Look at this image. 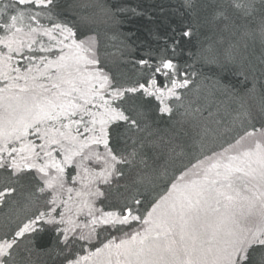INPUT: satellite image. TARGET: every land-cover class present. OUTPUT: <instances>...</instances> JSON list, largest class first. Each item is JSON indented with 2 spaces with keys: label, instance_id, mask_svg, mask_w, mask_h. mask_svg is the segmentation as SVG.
I'll use <instances>...</instances> for the list:
<instances>
[{
  "label": "snow or ice",
  "instance_id": "1",
  "mask_svg": "<svg viewBox=\"0 0 264 264\" xmlns=\"http://www.w3.org/2000/svg\"><path fill=\"white\" fill-rule=\"evenodd\" d=\"M169 9L125 59L124 0H0V264H264V0Z\"/></svg>",
  "mask_w": 264,
  "mask_h": 264
},
{
  "label": "trees",
  "instance_id": "2",
  "mask_svg": "<svg viewBox=\"0 0 264 264\" xmlns=\"http://www.w3.org/2000/svg\"><path fill=\"white\" fill-rule=\"evenodd\" d=\"M83 3H88L89 0H82ZM175 3V0H124L127 7L138 8V10L146 11V15H133L128 13L123 17V23L119 26V35L116 41L110 43V49L115 51L112 44L119 45L120 40L125 37H130L128 43L131 45V56L125 55V59H129L138 55L142 51L143 45L155 43L153 33L158 32L164 35L170 22L169 6ZM85 14L89 11L85 9ZM111 35V33H110ZM203 39V37L201 38ZM140 45V48H137ZM236 58L231 62H226L223 68L216 66H208L204 69L208 80L203 86V94L207 96L212 105L220 106L222 109L235 107L237 98L244 96L247 88L251 87L253 77H261L258 70L248 72L242 66L245 64L246 58H250L249 54L244 51L237 52ZM244 72L242 75L241 72ZM245 76L248 80L245 81ZM219 81V83H214ZM249 103H254L249 98ZM164 126L163 124L161 125ZM52 240L50 236H43L38 241V246H48ZM37 260L40 258L37 257Z\"/></svg>",
  "mask_w": 264,
  "mask_h": 264
}]
</instances>
